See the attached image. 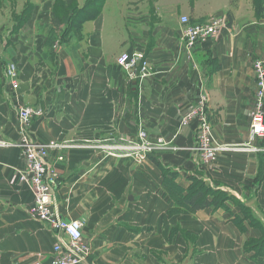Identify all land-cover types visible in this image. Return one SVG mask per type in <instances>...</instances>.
Listing matches in <instances>:
<instances>
[{
  "label": "crops",
  "instance_id": "obj_1",
  "mask_svg": "<svg viewBox=\"0 0 264 264\" xmlns=\"http://www.w3.org/2000/svg\"><path fill=\"white\" fill-rule=\"evenodd\" d=\"M55 1L0 0V264H49L55 243L54 233L32 218L33 194L19 179L25 164L16 110L24 106L43 110L29 129L35 142L68 147L51 153L50 162L60 214L81 223L91 249L84 264H264V254L253 261L243 249L264 234V153L243 150L264 18L244 0L234 6L232 0H104L100 14L83 25L88 35L78 60L57 46L46 60L39 29ZM181 16L191 24L219 17L227 27L188 52L179 38ZM135 50L151 73L139 81L115 63ZM10 62L18 66L16 90L4 73ZM202 91L216 141L228 146L218 148L226 153L214 163L201 160L194 127L180 125ZM140 129L164 138L165 148L140 164L108 149ZM162 169L177 173V190L164 189ZM189 176L244 203L259 228L239 231L236 204L229 212L186 211L178 196L186 194Z\"/></svg>",
  "mask_w": 264,
  "mask_h": 264
},
{
  "label": "built area",
  "instance_id": "obj_2",
  "mask_svg": "<svg viewBox=\"0 0 264 264\" xmlns=\"http://www.w3.org/2000/svg\"><path fill=\"white\" fill-rule=\"evenodd\" d=\"M179 38L184 48L190 52L197 45L218 37L227 27L226 20L216 17L207 24H191L187 16L179 18ZM116 66L127 75L131 81H139L151 75L147 61L141 51L121 53L115 59ZM5 77L12 90L18 89L19 72L16 63L5 66ZM255 82L254 107L249 114V140L247 148L253 153H264V51L252 64ZM209 96L200 92L192 107L180 120V125L194 127L197 151L201 160L214 163L213 152L219 151L211 143L210 111H208ZM19 122L18 148L24 159V170L19 173L21 182L30 186L33 194L32 218L36 219L52 233L55 243L52 246V260L49 264H84L91 253L88 244L82 241V225L79 221H70L62 217L56 205L55 187L58 173L50 162V154L59 149H67L56 143L39 144L30 137L29 129L32 122L43 117L39 107L17 108ZM125 145L108 148L111 151L122 152L126 158L140 164L154 156L159 146L148 141L146 134L138 130ZM259 141V142H258ZM257 143L256 146L251 144ZM241 150V148H240ZM60 161L63 158L58 157Z\"/></svg>",
  "mask_w": 264,
  "mask_h": 264
},
{
  "label": "rangeland",
  "instance_id": "obj_3",
  "mask_svg": "<svg viewBox=\"0 0 264 264\" xmlns=\"http://www.w3.org/2000/svg\"><path fill=\"white\" fill-rule=\"evenodd\" d=\"M61 1L62 0H57L54 2V6H53L52 11H53L55 16H57L58 18H64V19L70 13H72L74 16H76V15L77 16L74 18V20H72L68 24L63 25V28L61 29L60 34H58L56 37L55 46H57V49H60L62 47L71 48L74 46H77V47L83 46L85 43L86 37L88 35V28H87V26H85V28H84V26H83L84 24H82L81 21L77 20V17L79 16L78 19H80L81 16L79 15L80 13L77 14L76 12L79 11V9H81L82 7H94L96 4H98L99 1H97V0H72L71 5L67 8L64 6V4ZM244 1L251 2V5H253V10L256 11L255 7H257L259 5V3H258L259 0H244ZM238 2H239V0H232L231 5L234 6V4L238 3ZM20 5L22 8L26 7L29 10L32 9L31 6L29 7V4L21 3ZM204 24H207V23H204ZM141 131L146 134V137L148 138L147 140L150 141L152 144H156L157 146H159L158 148H161V149L165 148L166 144H165L164 138H161V137L151 138L147 134V131H145L144 129H141ZM248 132H249V128H248ZM211 133H212L211 134L212 145H214L215 147H217L221 150H224L225 148L228 147L227 145L220 144L216 141V137L214 136L212 126H211ZM60 146H62V145H60ZM63 150L64 149H59V150H57V152H61ZM155 152H154V154H155ZM225 153L226 152L223 153V151H220V152L214 151L213 152L216 159H218V157L220 155H224ZM60 157L63 158V156H60ZM56 160L58 162H62L58 158H56ZM258 178H259V174H258L256 179H258ZM195 181H201V183L203 182V180L197 176H189L185 179L184 184L187 187L188 192H189V190L191 191L193 188H196V187H200V189H203L204 185H205L204 188H208V189L213 190L211 184H205L203 182L202 185L197 186V183ZM216 190H218V189H216ZM220 198H221V200H220L221 204L224 203V201H225V203L221 205V209H223L224 211L229 212L228 205L230 203L233 205L236 204V207L238 210V216H236V219H237V226H238V229L240 232L243 233L246 230V225L249 228L258 227V221H256V219L252 216L253 213L251 212V210L248 207L245 206L244 203H241V202L235 200L232 197V195H230L229 193H225V195H221ZM189 239H190L189 240L190 243H194V239H195L194 237L190 236ZM263 240H264V234L258 239H250L243 246L244 251L248 254H251V259L253 261L257 260L260 256H262L264 254V248L261 245L262 244L261 242Z\"/></svg>",
  "mask_w": 264,
  "mask_h": 264
},
{
  "label": "trees",
  "instance_id": "obj_4",
  "mask_svg": "<svg viewBox=\"0 0 264 264\" xmlns=\"http://www.w3.org/2000/svg\"><path fill=\"white\" fill-rule=\"evenodd\" d=\"M71 1L72 0H62L61 2L67 8L71 5ZM97 1L99 2L94 7H82L81 9H79V11H77L76 13L77 14L80 13L79 15L81 17L80 19H78L79 17L78 16L77 20L81 21L82 24L93 21L100 14V11L102 9V5L104 2V0H97ZM258 3L259 5L255 7L256 12L258 16H262L264 18V0H259ZM27 4H29V7L30 6L32 7L30 3H27ZM24 9L26 10V12L27 11L30 12L32 10V9L29 10L26 7ZM227 15L228 17H230V13H227ZM76 16L70 13L64 19V18H58L57 16L54 15L53 11L51 12L49 23L39 29V31L44 33L46 37V50L42 55L43 59L47 60L50 57V54L52 53V49L55 46L56 37L58 34H60L61 29L63 28V25L68 24L69 22L74 20ZM66 49L68 50V53L70 54L71 58L74 61H77L78 57L76 55V50L78 49V47L74 46V47L66 48ZM162 177H163L164 189H166L167 185L168 187L172 186L173 188L176 189L175 180L177 177V173L172 172L170 170L162 169ZM195 182L197 183V186H200L203 183V182L201 183V181H195ZM204 187L203 189H200V187H196V188H193L191 191L189 190V192H188V189H186V194L184 196L182 195L178 196L179 199L181 200V203L183 204L182 206H184V209L186 211L190 213H195V212L205 210V209L215 210V209L221 208V205L225 203V201L222 204L220 203V200H221L220 197L221 195H225L224 192L220 190H216V189L212 190V189H208ZM261 243H262L261 244L262 247L264 248V240Z\"/></svg>",
  "mask_w": 264,
  "mask_h": 264
}]
</instances>
